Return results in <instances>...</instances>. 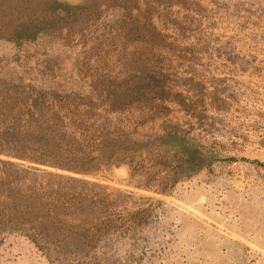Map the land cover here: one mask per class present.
<instances>
[{
  "label": "rangeland",
  "instance_id": "1",
  "mask_svg": "<svg viewBox=\"0 0 264 264\" xmlns=\"http://www.w3.org/2000/svg\"><path fill=\"white\" fill-rule=\"evenodd\" d=\"M62 125L95 153L192 127L214 158L160 193L176 162L17 156ZM0 159L71 178L69 223L98 229L81 253L0 233V264H264V0H0Z\"/></svg>",
  "mask_w": 264,
  "mask_h": 264
},
{
  "label": "trees",
  "instance_id": "2",
  "mask_svg": "<svg viewBox=\"0 0 264 264\" xmlns=\"http://www.w3.org/2000/svg\"><path fill=\"white\" fill-rule=\"evenodd\" d=\"M36 33L27 24H18L15 39H32ZM38 93L42 94V91ZM193 130L192 127L172 126L164 133L139 137L125 131L119 134L117 140L106 141L110 147L107 148L106 144L105 150L95 153L81 147L82 139L62 125L42 130L36 135L38 147L33 152L37 155L17 156L78 173H91L100 163L108 164L114 159L115 162L131 165L134 160L132 154L139 157L145 155L141 164L146 170L161 168L168 161L176 162L172 176L157 184L156 190L165 193L180 179L207 167L214 158V152L199 141L200 135ZM67 179L71 178L34 167L22 168L14 162L0 159V233L24 234L34 244L40 243L46 254L55 248L63 250L64 246L67 247L64 252L83 251V242L93 238L98 229L91 231L69 223L74 214L69 204L72 198L68 196L66 182H62ZM58 256L64 257L65 253Z\"/></svg>",
  "mask_w": 264,
  "mask_h": 264
}]
</instances>
